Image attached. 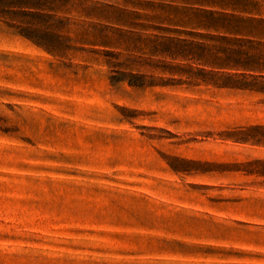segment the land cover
Returning <instances> with one entry per match:
<instances>
[{
	"label": "rangeland",
	"instance_id": "374dc122",
	"mask_svg": "<svg viewBox=\"0 0 264 264\" xmlns=\"http://www.w3.org/2000/svg\"><path fill=\"white\" fill-rule=\"evenodd\" d=\"M211 2L0 0V264H264V0Z\"/></svg>",
	"mask_w": 264,
	"mask_h": 264
},
{
	"label": "trees",
	"instance_id": "16d2710c",
	"mask_svg": "<svg viewBox=\"0 0 264 264\" xmlns=\"http://www.w3.org/2000/svg\"><path fill=\"white\" fill-rule=\"evenodd\" d=\"M223 1H225V0H213V2H211V3L217 4V5L222 6V7L241 5L239 3H224ZM219 20H220L221 24L224 23V20H222V19H219Z\"/></svg>",
	"mask_w": 264,
	"mask_h": 264
}]
</instances>
